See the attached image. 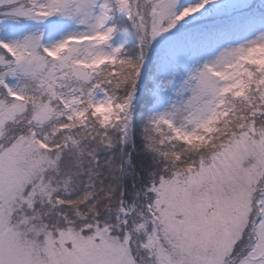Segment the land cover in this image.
Wrapping results in <instances>:
<instances>
[{
  "label": "snow or ice",
  "instance_id": "6c2138e0",
  "mask_svg": "<svg viewBox=\"0 0 264 264\" xmlns=\"http://www.w3.org/2000/svg\"><path fill=\"white\" fill-rule=\"evenodd\" d=\"M0 264H264V0H0Z\"/></svg>",
  "mask_w": 264,
  "mask_h": 264
}]
</instances>
